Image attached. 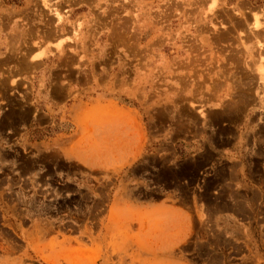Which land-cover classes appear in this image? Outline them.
<instances>
[{
	"label": "rangeland",
	"instance_id": "obj_1",
	"mask_svg": "<svg viewBox=\"0 0 264 264\" xmlns=\"http://www.w3.org/2000/svg\"><path fill=\"white\" fill-rule=\"evenodd\" d=\"M97 2L0 0V264H264V0Z\"/></svg>",
	"mask_w": 264,
	"mask_h": 264
},
{
	"label": "crops",
	"instance_id": "obj_2",
	"mask_svg": "<svg viewBox=\"0 0 264 264\" xmlns=\"http://www.w3.org/2000/svg\"><path fill=\"white\" fill-rule=\"evenodd\" d=\"M109 0H98V2L96 4H94V6H92L91 4L87 3L84 4L86 5V8H83L81 4L75 6L76 10V16H74V18H81L82 24H84V26L81 28H79L80 32H85V31H89L90 33H99L100 29H95V26H98V24L96 25H90V23L92 24V19L95 18V12L93 10V7L101 9L103 8L104 4L106 2H108ZM74 11L72 10V13ZM255 15V12H254ZM253 15V22L252 24L254 25L255 22V18ZM89 20V21H88ZM261 57H264V55H259L258 56V60L261 59ZM100 78V79H99ZM99 80L103 81V82H108V80H104V76L100 75L98 77V79H93V82H99ZM100 87V86H90V89L92 91H94L96 94L97 91L96 88ZM104 92L102 90H100L99 94L96 95V98H101L102 94ZM93 97V96H92ZM98 101H100L98 99ZM101 102V101H100ZM107 107L103 104H95L92 106H87L85 108L82 109L81 112H77V116H76V126L80 127L83 131H84V136L82 138L83 143H85L88 146V150L91 151H96L99 149V147L103 144V140L105 139V135L103 134V132L105 133V126H106V122L107 120H105L104 116L102 115L103 111L106 109ZM115 112L117 114H126V111H122L120 109L115 108ZM121 118V116H119ZM110 124H112V126L114 127L112 135H114L116 133V128L120 126L121 121L117 120V119H113L112 121H109ZM111 131H109L110 133ZM82 159H87L85 157H82Z\"/></svg>",
	"mask_w": 264,
	"mask_h": 264
},
{
	"label": "bare ground",
	"instance_id": "obj_3",
	"mask_svg": "<svg viewBox=\"0 0 264 264\" xmlns=\"http://www.w3.org/2000/svg\"><path fill=\"white\" fill-rule=\"evenodd\" d=\"M49 8V7H48ZM255 18V17H254ZM255 20V23L254 24H256V23H258L259 21H258V17H256V19H254ZM257 26H259V24L257 25ZM259 71H260V73H261V75H259L260 77V81L261 80H263L264 79V67L262 66L260 69H259ZM261 83V82H260Z\"/></svg>",
	"mask_w": 264,
	"mask_h": 264
}]
</instances>
